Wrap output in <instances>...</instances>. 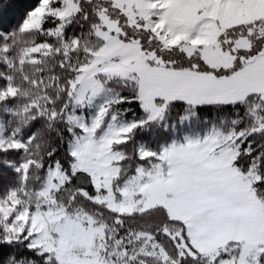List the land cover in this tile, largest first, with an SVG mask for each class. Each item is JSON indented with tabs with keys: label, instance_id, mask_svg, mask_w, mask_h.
<instances>
[{
	"label": "snow or ice",
	"instance_id": "6c2138e0",
	"mask_svg": "<svg viewBox=\"0 0 264 264\" xmlns=\"http://www.w3.org/2000/svg\"><path fill=\"white\" fill-rule=\"evenodd\" d=\"M0 176V264H264V0H37Z\"/></svg>",
	"mask_w": 264,
	"mask_h": 264
},
{
	"label": "trees",
	"instance_id": "16d2710c",
	"mask_svg": "<svg viewBox=\"0 0 264 264\" xmlns=\"http://www.w3.org/2000/svg\"><path fill=\"white\" fill-rule=\"evenodd\" d=\"M36 3L37 0H0V30L16 28L25 13ZM7 179L8 177L0 176V184H3ZM24 254L29 255L28 253Z\"/></svg>",
	"mask_w": 264,
	"mask_h": 264
}]
</instances>
